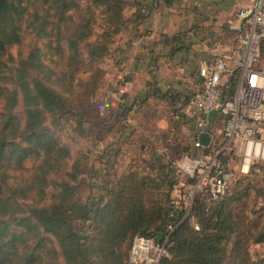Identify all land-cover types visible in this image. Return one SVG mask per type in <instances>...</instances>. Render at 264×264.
Listing matches in <instances>:
<instances>
[{
    "label": "trees",
    "instance_id": "16d2710c",
    "mask_svg": "<svg viewBox=\"0 0 264 264\" xmlns=\"http://www.w3.org/2000/svg\"><path fill=\"white\" fill-rule=\"evenodd\" d=\"M154 2L134 0L131 33L136 34ZM124 4V0L83 4L80 0H0V264H127L135 234L159 235L172 221L179 222L171 235L170 255L159 264H264V256L253 257L247 247L264 244V205L250 219L246 201L251 186L242 185L255 171L232 180L215 201L208 200L207 189L197 191L185 218L169 191L165 200L146 205L147 182L135 178L134 172L104 180L103 193L91 202L80 201L78 185L73 183L78 158L70 171L53 181L48 178L59 172L69 149L46 126V118L74 115L70 95L75 74L82 66L89 70L108 54L109 43L130 21L123 16ZM99 20L103 29L96 31ZM63 26L72 29L64 35ZM23 31L45 38L44 48L36 46L15 65H7L3 52L21 43ZM47 51L64 56L62 69L45 61ZM95 75L87 85L95 83ZM163 95L171 97L175 110L186 105L180 92ZM30 159L37 161L32 174L11 175ZM218 160L224 163L226 157ZM168 169L161 166L157 175L170 189ZM11 177L16 178L13 183ZM257 191L264 196L263 189Z\"/></svg>",
    "mask_w": 264,
    "mask_h": 264
},
{
    "label": "rangeland",
    "instance_id": "374dc122",
    "mask_svg": "<svg viewBox=\"0 0 264 264\" xmlns=\"http://www.w3.org/2000/svg\"><path fill=\"white\" fill-rule=\"evenodd\" d=\"M84 1L80 0L82 4ZM124 1L122 13L124 18L130 21H127L122 31L113 37V41L109 43L108 54L89 70L85 71V67L82 66L75 74L70 95L74 97L70 105L74 115L71 114L68 119L54 115L46 118V126L54 131L60 142L69 149V155L59 172L51 173L48 178L53 181L59 175L70 171L74 159L78 158L79 172L73 183L78 185L80 201L91 202L97 201L103 193L101 185L104 180L114 181L124 173L134 172L135 178H144L147 182L148 188L143 191L146 205L152 200H165L169 191L171 199L177 202L178 210L182 212L183 217L191 204L192 182L176 169L175 163L189 150V141L191 142L190 138L193 137L191 129L188 132L181 129L186 123H183L182 116H178V113L184 112L182 109H185L186 105L177 110L173 108L171 104L173 100L163 93L175 91L177 88L168 83L169 86L163 89L158 85L160 75L153 72L144 75L125 71L123 56L132 50V42L128 39L135 7L132 4L134 0ZM249 1L247 0L244 5ZM94 27L99 31L103 29V24L99 20ZM62 29L65 35L72 26H63ZM45 40L34 37L29 31H23L21 43L8 46L3 52V59L7 65H15L19 58L26 56L34 47L44 48ZM234 45L235 43L229 47ZM63 57L51 56L47 51L44 59L53 68L62 69ZM96 73L95 83L87 85ZM153 87L156 90L153 91ZM220 131L211 134L208 148L193 149L192 156H198L207 163V158L218 150ZM208 139L209 136L205 133L199 135L202 144H206ZM219 156L226 157L231 171L236 170L239 157L235 150L227 149L220 152L218 158ZM258 162L262 169L242 182V185L250 183L251 186L246 201L248 204L246 211L250 219H254L255 211L264 205V196L261 191H257L264 190V161ZM36 164L37 161L33 159L26 160L24 169L12 170L11 175L28 177ZM163 165L169 167L166 173L173 181L170 189L163 177L157 175ZM15 180L16 178L11 177L9 182L13 183ZM156 185L159 187L158 190L154 188ZM52 189L49 188L48 191ZM23 201L20 199V202ZM243 223H247L246 220ZM247 247L253 257L264 256V244L248 243ZM228 261L227 258V263Z\"/></svg>",
    "mask_w": 264,
    "mask_h": 264
},
{
    "label": "built area",
    "instance_id": "2783aa9c",
    "mask_svg": "<svg viewBox=\"0 0 264 264\" xmlns=\"http://www.w3.org/2000/svg\"><path fill=\"white\" fill-rule=\"evenodd\" d=\"M226 27L235 45L213 50L209 58L201 60L196 68L195 88L187 87L181 92L180 101L186 100L184 123L188 125L184 124L183 129H191L193 137L189 150L175 166L192 179L191 202L193 193L205 189L209 191V201L217 200L232 180L258 172V161H264V0H250L238 8L227 19ZM213 116L221 118V139L218 150L206 163L192 156V150L208 148ZM201 133L209 136L206 144L199 141ZM227 149L238 154L236 170L228 168L227 159L224 163L217 160L218 154ZM178 222L166 224L159 235L135 234L127 264H159L168 257L171 235Z\"/></svg>",
    "mask_w": 264,
    "mask_h": 264
},
{
    "label": "crops",
    "instance_id": "0c3cea01",
    "mask_svg": "<svg viewBox=\"0 0 264 264\" xmlns=\"http://www.w3.org/2000/svg\"><path fill=\"white\" fill-rule=\"evenodd\" d=\"M246 1L155 0L154 6L148 5L136 34L129 31L132 50L123 56L125 71L160 75L158 85L163 89L169 86L168 83L175 85V91L180 93L187 87L195 88L196 68L200 61L209 58L213 50L227 49L233 44L226 21ZM180 115L184 123V112ZM220 127L221 118L213 116L211 134Z\"/></svg>",
    "mask_w": 264,
    "mask_h": 264
},
{
    "label": "water",
    "instance_id": "95a60500",
    "mask_svg": "<svg viewBox=\"0 0 264 264\" xmlns=\"http://www.w3.org/2000/svg\"><path fill=\"white\" fill-rule=\"evenodd\" d=\"M163 1H166V2H168V1H170V0H163Z\"/></svg>",
    "mask_w": 264,
    "mask_h": 264
}]
</instances>
